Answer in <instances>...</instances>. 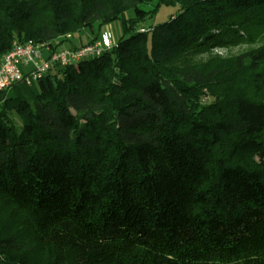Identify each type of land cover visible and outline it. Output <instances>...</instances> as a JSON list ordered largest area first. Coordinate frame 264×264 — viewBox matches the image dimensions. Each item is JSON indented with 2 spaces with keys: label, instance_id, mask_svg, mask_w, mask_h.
Wrapping results in <instances>:
<instances>
[{
  "label": "trees",
  "instance_id": "1",
  "mask_svg": "<svg viewBox=\"0 0 264 264\" xmlns=\"http://www.w3.org/2000/svg\"><path fill=\"white\" fill-rule=\"evenodd\" d=\"M117 21L0 92V264H264V0H0V65Z\"/></svg>",
  "mask_w": 264,
  "mask_h": 264
},
{
  "label": "built area",
  "instance_id": "2",
  "mask_svg": "<svg viewBox=\"0 0 264 264\" xmlns=\"http://www.w3.org/2000/svg\"><path fill=\"white\" fill-rule=\"evenodd\" d=\"M113 46L111 34L106 33L90 46L76 50H59L50 53L47 58H41L40 51L45 46L35 45L32 42L16 44L5 55L0 65V92L9 90L14 84L21 82L31 85L42 79L57 65L66 67L85 58L100 56L104 51L111 50Z\"/></svg>",
  "mask_w": 264,
  "mask_h": 264
},
{
  "label": "rangeland",
  "instance_id": "3",
  "mask_svg": "<svg viewBox=\"0 0 264 264\" xmlns=\"http://www.w3.org/2000/svg\"><path fill=\"white\" fill-rule=\"evenodd\" d=\"M149 7H146L148 9ZM180 12L179 7L173 6V5H162L160 8L157 9L156 12H153L148 15L144 20H141L137 23L138 28H144L146 30H151L154 27L163 24L173 16L177 15ZM136 17L135 12L133 10H129L125 14V18L128 20H132ZM106 33L111 34L112 41L116 44L118 41L125 37L126 35L124 34L123 30V25L121 21L114 22L108 26H99L98 24H95L93 32L91 30L88 31H82L80 33H77L75 36H73V39L70 42L63 43L62 48L58 50H64V49H73L75 46L77 48H81L90 46L97 41H99L102 36ZM100 36L101 38L97 40L96 42L92 44H88L93 38ZM48 48L43 47L40 51L41 58H47V56L50 54V51L47 50ZM240 49H234L232 51H218L217 53L221 55L223 59H227L231 54H237L240 52ZM19 122V120L17 119Z\"/></svg>",
  "mask_w": 264,
  "mask_h": 264
},
{
  "label": "crops",
  "instance_id": "4",
  "mask_svg": "<svg viewBox=\"0 0 264 264\" xmlns=\"http://www.w3.org/2000/svg\"><path fill=\"white\" fill-rule=\"evenodd\" d=\"M61 48H62V47H61ZM49 51H50V50H49ZM51 52H52V51H50V53H51ZM48 56H49V55H48ZM48 56H47V57H48Z\"/></svg>",
  "mask_w": 264,
  "mask_h": 264
}]
</instances>
